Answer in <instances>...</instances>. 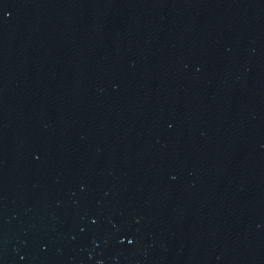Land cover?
Listing matches in <instances>:
<instances>
[{"label":"water","instance_id":"water-1","mask_svg":"<svg viewBox=\"0 0 264 264\" xmlns=\"http://www.w3.org/2000/svg\"><path fill=\"white\" fill-rule=\"evenodd\" d=\"M0 264H264V0H0Z\"/></svg>","mask_w":264,"mask_h":264}]
</instances>
